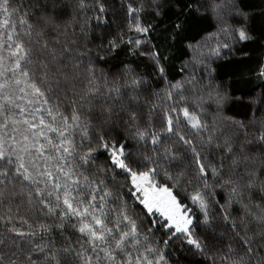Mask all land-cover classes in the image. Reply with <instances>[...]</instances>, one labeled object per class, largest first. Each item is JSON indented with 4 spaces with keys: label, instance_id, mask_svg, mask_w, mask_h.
<instances>
[{
    "label": "snow or ice",
    "instance_id": "snow-or-ice-1",
    "mask_svg": "<svg viewBox=\"0 0 264 264\" xmlns=\"http://www.w3.org/2000/svg\"><path fill=\"white\" fill-rule=\"evenodd\" d=\"M177 250L264 264V0H0V264Z\"/></svg>",
    "mask_w": 264,
    "mask_h": 264
},
{
    "label": "trees",
    "instance_id": "trees-1",
    "mask_svg": "<svg viewBox=\"0 0 264 264\" xmlns=\"http://www.w3.org/2000/svg\"><path fill=\"white\" fill-rule=\"evenodd\" d=\"M246 3L255 5V4H259L260 0H246ZM154 41L155 42H159L160 44L164 45L166 42V33H164L162 30L160 32H158L157 34H154ZM255 50H259L258 46H255ZM170 54L173 56V65L174 68L172 70V75L176 74V70H178V68L180 67V59H176L175 57L178 55L174 50H169ZM184 58V57H182ZM126 59H131L134 65H139L140 70L141 71H145L150 73L151 75L154 76V73H152V70L150 68H145L144 64L142 62L141 59L139 58H129L126 57L123 53L117 57L115 60L111 61V66L109 68H106L105 70L107 72H111V73H116L122 69L119 68L120 62L124 61ZM233 66L232 65H228V64H222L220 69H219V76L218 79H226L228 78V76L232 73L233 71ZM243 91L247 92V91H251V90H255L256 92H259L261 90L260 88V82L253 79L250 80L246 83H242L241 86ZM239 208L238 206H236V212L238 213ZM236 214V213H234ZM176 255L179 256L181 258V262L182 264H188V261L193 259L192 257H187L186 258V254L184 252H181L179 250L176 251ZM205 264H210V261H205Z\"/></svg>",
    "mask_w": 264,
    "mask_h": 264
}]
</instances>
